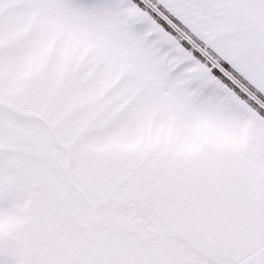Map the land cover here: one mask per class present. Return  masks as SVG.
I'll list each match as a JSON object with an SVG mask.
<instances>
[{
    "label": "snow or ice",
    "instance_id": "snow-or-ice-1",
    "mask_svg": "<svg viewBox=\"0 0 264 264\" xmlns=\"http://www.w3.org/2000/svg\"><path fill=\"white\" fill-rule=\"evenodd\" d=\"M0 264H264V0H0Z\"/></svg>",
    "mask_w": 264,
    "mask_h": 264
}]
</instances>
